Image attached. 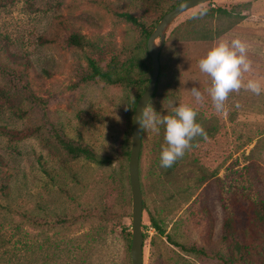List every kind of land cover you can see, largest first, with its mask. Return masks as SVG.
Returning a JSON list of instances; mask_svg holds the SVG:
<instances>
[{"label":"rangeland","instance_id":"obj_1","mask_svg":"<svg viewBox=\"0 0 264 264\" xmlns=\"http://www.w3.org/2000/svg\"><path fill=\"white\" fill-rule=\"evenodd\" d=\"M175 1L164 2L161 10L147 0H19L0 9V62L25 74L24 85L29 86L15 87L13 74L0 73L11 105L29 110L20 117L6 106L0 111V127L22 130L43 124L50 138L58 124L76 143L115 160L111 166L98 165L69 157L53 139L10 142L0 133L9 177L8 195L0 191V264H132L130 155L125 154L131 151L139 90L84 82L86 56L103 68L139 57L147 70L137 69L135 76L146 79V90L152 64L142 48L148 38L142 27L120 14L141 18L147 31ZM206 24L221 32L231 26L214 45L235 38L249 45L254 71L243 79H258L264 87V0H217L189 10L172 25L152 106L169 115L173 106L188 104L198 112L196 122L201 118L205 131H214L207 139L197 137L171 168L160 166L163 128L158 134L143 132L140 179L143 226H149L143 230L148 235L144 264H217L185 253L180 245L224 249L228 209L236 202L245 210L251 201H264V92L257 96L242 88L229 95L226 112L215 111L206 92L210 80L191 59L208 52L193 47L194 27ZM72 35L95 44L94 50L71 45ZM194 86L210 100L204 110L191 95ZM30 93L37 99L31 100ZM152 217L170 239L150 226Z\"/></svg>","mask_w":264,"mask_h":264},{"label":"trees","instance_id":"obj_2","mask_svg":"<svg viewBox=\"0 0 264 264\" xmlns=\"http://www.w3.org/2000/svg\"><path fill=\"white\" fill-rule=\"evenodd\" d=\"M19 0H0V9L8 5H14ZM166 1H175V0H147L156 10H161V7ZM185 0L175 1L170 9L164 11V15L175 8L177 5L182 3ZM219 12V10H218ZM224 14L226 12L221 11ZM163 15V16H164ZM214 12L212 13L211 18H213ZM162 16V17H163ZM120 17L126 21L133 23L139 27L143 28L146 38L152 34L154 28L157 26L155 23L153 29L146 30L141 18L137 19L135 16L129 13L120 14ZM221 20V15L218 16ZM161 20V19H160ZM191 23H194L192 19ZM212 23V22H211ZM231 26L226 28L221 32L218 28H213V25L206 24L203 26H195L194 34H197L195 37V42L193 47L207 48V51L213 47L214 41L221 37ZM69 43L73 46L78 47L79 49L85 51H93L95 44H92L86 41L80 35H72L69 38ZM145 53L147 52V57L149 54L147 48L144 46L142 48ZM86 61L88 64L89 72L83 78L84 82L88 81H100L108 86L121 87L126 91H132L138 89V95L136 102L140 99L144 93V85L147 83L146 79L135 75L136 70H147V65L144 62H141L139 57H133L128 64L123 65H109L106 68L100 66L96 58L91 57L90 55L86 56ZM193 59L194 66L198 65L199 57L196 55L191 56ZM27 67H30L29 62L24 63ZM15 67L3 64L0 62V73L2 74H13L16 78V82L12 81L15 87L24 86L29 88L25 84L26 76L23 73H19ZM145 68V69H144ZM165 73V68L164 72ZM194 75H197L195 72ZM160 80V77H159ZM159 86V82H158ZM158 89V87H157ZM157 91V90H156ZM156 95V93H155ZM154 95V97H155ZM153 97V98H154ZM30 99H37L33 94L30 93ZM153 100V99H152ZM7 87L0 86V111L3 110L6 106H11V110L19 115L20 117H25L29 110L24 109L18 106H12ZM135 102V104H136ZM200 105V104H199ZM210 105V100L205 101L201 104V109L204 110L206 106ZM204 115H207L203 112ZM202 117V115H200ZM212 120L211 117L208 118ZM202 120L199 118L197 123H201ZM53 125V124H51ZM52 131L51 137L45 136V127L43 124L30 126L22 130H11L7 127H0V133L8 138L10 142H22L30 138L41 139L42 143H49L51 139L63 149L69 157L72 158H85L91 162H94L98 165H107L111 166L113 161H115L111 156L102 157L90 146L85 144L76 143L73 139L64 134L58 124L54 125V128H51ZM214 128H209L206 133H213ZM129 152H126L125 156L129 157ZM5 160L0 154V191L4 195H8L9 191V177L4 173ZM28 218V216H27ZM34 220H39L38 217H32ZM150 226L153 227L159 236L166 237L170 239V236L166 234V230L162 227L161 223L154 217L151 218ZM149 226H143V230H147ZM223 234L221 237V243L224 245V249L220 250H209L207 247L194 244L191 246L180 245V248L186 253H191L202 258H209L215 261L217 264H264V201L263 200H254L243 210L242 206L237 202L233 204L231 209H228L227 217L223 223ZM131 237V234H129ZM145 243L148 240V235L144 232ZM144 243V245H145ZM155 243L152 241L151 246L154 247ZM145 249V248H144ZM227 249V250H226Z\"/></svg>","mask_w":264,"mask_h":264},{"label":"clouds","instance_id":"obj_3","mask_svg":"<svg viewBox=\"0 0 264 264\" xmlns=\"http://www.w3.org/2000/svg\"><path fill=\"white\" fill-rule=\"evenodd\" d=\"M248 48L249 45L240 38L231 41L221 39L198 61L200 72L210 80L206 92L217 113L226 112L225 102L233 92L238 93L242 88L257 96L264 92L260 80L248 79L245 83L243 79L245 73L254 71L253 61L247 54ZM190 91L198 104L204 102V95L197 87H192ZM197 115L196 109L183 103L173 106L171 114L161 115L152 106L151 99H147L139 115L136 108L134 119L139 132L149 130L158 134L161 128L164 130L165 146L160 154L162 168H171L182 159L197 137L207 139L205 129L196 122Z\"/></svg>","mask_w":264,"mask_h":264},{"label":"water","instance_id":"obj_4","mask_svg":"<svg viewBox=\"0 0 264 264\" xmlns=\"http://www.w3.org/2000/svg\"><path fill=\"white\" fill-rule=\"evenodd\" d=\"M217 0H185L175 8L167 12L157 24L155 30L148 38L147 51L151 59L152 72L149 84L137 102V115L145 106L147 99H153L159 82L161 72V54L167 41V35L175 23L184 13L206 3ZM159 40V44L157 41ZM136 108L133 115L132 145L129 157V178L132 192V242L131 261L132 264H144L145 239L143 231L144 196L140 179V160L143 149V132L138 131L135 122Z\"/></svg>","mask_w":264,"mask_h":264}]
</instances>
